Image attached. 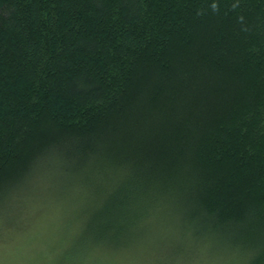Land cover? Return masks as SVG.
Returning <instances> with one entry per match:
<instances>
[{
    "label": "trees",
    "instance_id": "16d2710c",
    "mask_svg": "<svg viewBox=\"0 0 264 264\" xmlns=\"http://www.w3.org/2000/svg\"><path fill=\"white\" fill-rule=\"evenodd\" d=\"M38 166L66 264H264V0H0V202Z\"/></svg>",
    "mask_w": 264,
    "mask_h": 264
},
{
    "label": "rangeland",
    "instance_id": "374dc122",
    "mask_svg": "<svg viewBox=\"0 0 264 264\" xmlns=\"http://www.w3.org/2000/svg\"><path fill=\"white\" fill-rule=\"evenodd\" d=\"M37 168L23 188L8 194L0 202V264H66L56 255L59 244V239H56L59 236L57 225L66 213L64 208L70 210L67 198L63 197L76 186H67L70 180L64 176L54 177L47 169ZM79 204L80 201H76L71 206L75 215L81 211ZM148 245L137 249L129 257L115 256L103 260L101 264H156V252L160 245L153 244L155 249ZM200 264L215 262L206 259Z\"/></svg>",
    "mask_w": 264,
    "mask_h": 264
}]
</instances>
